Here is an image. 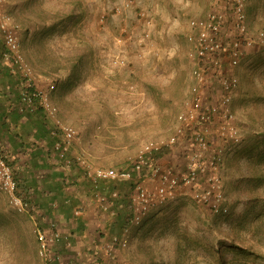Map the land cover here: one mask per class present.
<instances>
[{
  "label": "rangeland",
  "instance_id": "rangeland-1",
  "mask_svg": "<svg viewBox=\"0 0 264 264\" xmlns=\"http://www.w3.org/2000/svg\"><path fill=\"white\" fill-rule=\"evenodd\" d=\"M9 1L22 63L56 107L50 120L54 127L57 120L74 129L71 154L85 155L94 167H125L145 141L172 133L192 70L208 68L185 39L188 19L214 10L224 17L220 36L228 41L236 35L225 4L217 0ZM72 6L76 16L46 33L51 15ZM244 12L248 35L262 31L263 42L242 46L243 58L233 67L237 85L229 105L240 140L219 143L213 136L203 158L206 163L223 147L217 170L227 212L214 213L194 200L193 192L203 187L201 175L138 222L126 223L127 244L117 246L126 264H264V224L256 215L264 205V0H246ZM82 51L70 85L69 66ZM206 86L201 95L216 97L215 85ZM183 136L158 154L171 170L181 169L191 148ZM13 170L14 193L29 206L18 210L0 188V264H39L38 213ZM230 218L242 226L232 227Z\"/></svg>",
  "mask_w": 264,
  "mask_h": 264
},
{
  "label": "built area",
  "instance_id": "built-area-1",
  "mask_svg": "<svg viewBox=\"0 0 264 264\" xmlns=\"http://www.w3.org/2000/svg\"><path fill=\"white\" fill-rule=\"evenodd\" d=\"M245 1L234 0L232 24L236 35L228 41H225L219 33L224 23L222 13L208 9L202 17L188 19L185 39L192 47L197 60H208V68L197 65L192 70L193 82L176 116L172 133L165 138L145 141L127 166L119 169L94 167L85 155H72L70 149L74 143L75 131L72 127L62 125L55 120L56 127L53 134L59 135L53 143V150L57 158L64 159L68 165L76 164L83 170V175L96 193V202L100 208L107 210L111 207L118 197V192L112 190L104 194L102 190H98L99 183L131 182L133 187L128 194L126 209L129 211L128 221L136 223L149 210L173 199L180 189L193 185L202 175L203 187L193 192L194 200L208 206L214 213L227 212L217 170L220 161L219 151L223 147L218 148L206 163L203 162V158L206 156V149L213 136L219 143L226 141L233 144L240 140L238 126L233 124V114L229 105L232 92L237 85L233 67L238 65L243 56L242 46H252L263 42L262 31H259L254 38L247 33ZM7 7L8 0H0V37L4 47L2 55L13 61L22 74L25 85L30 88L20 93V100L26 104L37 101L46 114L53 117L56 107L50 102L47 91L34 86L29 69L22 63L13 17ZM140 15L144 16L145 13L141 11ZM209 78L218 83L219 89L214 88L217 92L216 97L207 98L201 95V90L206 89ZM180 136H183L182 139L186 136L191 148L187 150L181 169L171 170L158 160V153L176 145ZM183 142H185L184 139ZM146 180L154 181V185L145 184ZM0 188L9 193L11 203L18 210H25L29 206V203L15 195L16 183L11 167L1 155ZM84 206V202L80 201L74 207L73 215L78 216ZM127 232L128 228L123 227L120 235L114 234L111 237V243L125 246L128 240ZM34 233L39 264H65L59 254L53 250V245L59 241L69 245V239L67 235L59 231L56 223L50 220L45 225H40L34 221Z\"/></svg>",
  "mask_w": 264,
  "mask_h": 264
},
{
  "label": "crops",
  "instance_id": "crops-1",
  "mask_svg": "<svg viewBox=\"0 0 264 264\" xmlns=\"http://www.w3.org/2000/svg\"><path fill=\"white\" fill-rule=\"evenodd\" d=\"M7 8L11 13L13 9L10 1ZM1 45L0 37L2 52ZM1 56L0 150L3 156L14 162L13 168L22 191L35 205L38 224L45 225L53 220L59 231L68 236L69 245L59 241L53 245V250L65 264H126L121 261L124 260V255L117 247L119 244L110 241V236L120 235L128 222L127 212L124 213L126 206L123 205L126 200H122L126 190H121L119 184L114 182L99 183L98 190H102L104 194L112 190L118 192L113 205L103 210L98 206L96 193L84 175L72 165L69 168L60 167L51 152L54 138L49 130L55 128L50 120L52 117L45 112L27 116L12 110L11 105L18 93L15 88L17 83L12 77H16L4 73L1 66L8 63L10 72L19 70L12 60L2 54ZM7 70L5 67V71ZM32 81L35 87L41 88L35 80ZM8 85L10 89L7 88ZM74 150L73 145L70 153H74ZM84 200L86 205L82 212L74 216V207ZM134 230L131 231L132 234Z\"/></svg>",
  "mask_w": 264,
  "mask_h": 264
},
{
  "label": "trees",
  "instance_id": "trees-1",
  "mask_svg": "<svg viewBox=\"0 0 264 264\" xmlns=\"http://www.w3.org/2000/svg\"><path fill=\"white\" fill-rule=\"evenodd\" d=\"M31 1L35 2L34 4H39L38 0H27V3L31 2ZM221 1L223 2L222 4H225V8H226V11H227V13H226L227 16L226 17L231 19V22H233V9H234V6H235L234 0H217L216 2L217 3L220 2V4H221ZM76 9H77L76 6H72L70 8V10H68V12H66V13L61 14V12L59 11L58 13H54L53 16L51 15V17H53V18H51V20H52V22L50 23L51 25L48 26V27L45 26L46 28L43 27V28H45V32L46 33H50L51 31H53L56 28L57 25H60V24L63 25V21L70 20L73 17H75L76 16ZM49 17H50V15H49ZM1 46H2V52H3L4 51V47H3V45H1ZM2 52L0 50V61L3 59V57L1 56ZM83 52L84 51L80 52L79 54H76L75 57L72 59V63L69 66L70 68L68 69L69 70L68 83H70V85L73 84V82H74L76 67L79 66L82 63L81 60L84 58L83 56L85 55V53H83ZM243 55H244V53H243ZM242 58H243V56L241 57V59ZM8 59H10V58H8ZM1 67H2L4 73H6L7 75H13V76L16 77V78L12 77L14 79L15 83H17L15 88H16V90L18 92L16 94L15 101L11 105L12 106V110H14L19 115H27V116L28 115H34V114L39 113V112H45L41 108L40 104L37 101H32L31 103L26 104V103H23L20 100V93L22 91H26V90L30 89V88H28V86L25 85V80H24L22 74L19 71H16V70L15 71L12 70L10 72L9 71L10 67H9L8 63L6 64V66H1ZM5 67L8 69L7 71H5ZM11 68H12V66H11ZM207 81H208V85H215V89L218 87L217 81L213 80L212 78H209ZM7 88L10 89V85H8ZM218 89H219V87H218ZM30 106H31V110H29ZM45 113H42V116H45ZM53 130H54V128H50V130H49L50 131V135L54 138V140L52 141V145H51V152L53 153L54 157L57 159V162L59 163L61 168H64L63 166H65L66 168H69L73 164L68 165L65 162L64 159H60V158L58 159L56 154H55V151L53 150V143H54L55 139L58 138V135H59L58 133L57 134H53ZM1 142L2 141L0 140V145H1ZM0 149H1V147H0ZM169 149L170 148L167 147V148H165L163 150L165 152H167V150H169ZM163 150L161 152H159V153H162ZM5 160L7 161L8 164L11 161V160H8L6 157H5ZM12 163L14 164V162H12ZM13 164H12V166H10L12 169H13ZM14 170H13V173L15 174ZM248 180L252 181L253 177L250 176ZM115 184H119L118 186L122 187L121 190H126V193L123 194V197H122V200L124 198L126 200V202L123 204L124 207H125L127 205V201H128V194H129V192L131 191V189L133 187L132 183L131 182H116ZM124 211H126V209H124ZM256 212H257V214H256L257 218L260 220V222H262L264 224V205L261 208H259V210L256 211ZM228 220H229V222H230L232 227H234V226H238V227L242 226V222H240L238 220L234 221V219H231V218L228 219ZM242 250H244V249H242ZM239 252L241 253V252H245V251H239Z\"/></svg>",
  "mask_w": 264,
  "mask_h": 264
}]
</instances>
